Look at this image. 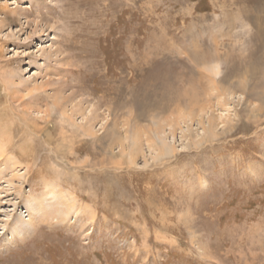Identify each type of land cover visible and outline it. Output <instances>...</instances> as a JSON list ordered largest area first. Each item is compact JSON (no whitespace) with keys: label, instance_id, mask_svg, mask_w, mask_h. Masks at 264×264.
Segmentation results:
<instances>
[{"label":"rangeland","instance_id":"rangeland-1","mask_svg":"<svg viewBox=\"0 0 264 264\" xmlns=\"http://www.w3.org/2000/svg\"><path fill=\"white\" fill-rule=\"evenodd\" d=\"M0 264H264V0H0Z\"/></svg>","mask_w":264,"mask_h":264},{"label":"bare ground","instance_id":"bare-ground-1","mask_svg":"<svg viewBox=\"0 0 264 264\" xmlns=\"http://www.w3.org/2000/svg\"><path fill=\"white\" fill-rule=\"evenodd\" d=\"M26 26L28 27V25L26 24ZM209 71H211L213 74H214V72H215V76L216 75H218V71H217V68L216 67H214V68H209ZM81 128V127H80ZM164 139V138H163ZM164 141V140H163ZM165 142V141H164ZM163 142V146H166V143H164ZM162 148V147H161ZM170 148V147H169ZM166 154V153H165ZM61 195H62V193H59V194H56V195H54L53 197H57V196H60L61 197ZM27 200V199H26ZM29 200V199H28ZM35 201V202H34ZM32 203L33 202V205H34V203H35V207L33 206V207H29V210H30V213H34L36 210L37 211H40V212H43V207H42V201L40 200V199H34L33 198V200H32V198L29 200V203ZM36 209V210H35ZM36 211V212H37ZM25 223V222H24ZM24 225H23V223L21 222V221H16L15 222V224H14V226H13V230H14V232H16V233H19L20 232V230L22 229V227H23Z\"/></svg>","mask_w":264,"mask_h":264},{"label":"clouds","instance_id":"clouds-1","mask_svg":"<svg viewBox=\"0 0 264 264\" xmlns=\"http://www.w3.org/2000/svg\"><path fill=\"white\" fill-rule=\"evenodd\" d=\"M238 33L240 34V37H241V38H238L237 43H242V38H243L244 29H243V28H242V29H239V30H238Z\"/></svg>","mask_w":264,"mask_h":264}]
</instances>
